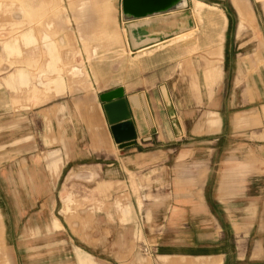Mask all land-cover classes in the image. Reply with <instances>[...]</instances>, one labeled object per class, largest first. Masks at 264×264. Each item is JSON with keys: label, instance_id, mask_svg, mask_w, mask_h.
<instances>
[{"label": "rangeland", "instance_id": "rangeland-1", "mask_svg": "<svg viewBox=\"0 0 264 264\" xmlns=\"http://www.w3.org/2000/svg\"><path fill=\"white\" fill-rule=\"evenodd\" d=\"M202 1L204 10L234 12L230 0ZM250 4L255 28L235 37V13L230 37L244 49L264 47V2ZM67 11L71 17L63 18ZM176 15L193 22L176 28L167 49L143 59L127 45L117 1L0 0L1 101L6 97L9 104L0 109V264H80L71 250L75 244L96 254L97 263L120 264L113 256L127 249L122 237L134 226L136 200L157 204L163 193L171 200L173 187L153 186L152 177L138 183L109 179L79 161L68 165L60 180L59 174L68 143L75 137L76 155H82L92 132L86 127L97 123V116L104 121L102 93L119 84L153 86L179 74L188 79L190 67L206 69L219 42L217 20L196 16L193 0L165 16ZM183 33L191 37H176ZM222 95L227 103L228 94ZM52 159H60V165H50ZM159 213L150 208V219ZM184 220L183 212H167L163 239L195 231ZM139 235L132 240L139 262L158 264L157 252L144 244L142 231Z\"/></svg>", "mask_w": 264, "mask_h": 264}, {"label": "crops", "instance_id": "crops-1", "mask_svg": "<svg viewBox=\"0 0 264 264\" xmlns=\"http://www.w3.org/2000/svg\"><path fill=\"white\" fill-rule=\"evenodd\" d=\"M112 1L119 3V19L131 51L138 53L160 42L161 46L139 58L167 49L165 42L176 28L193 22L186 15L165 16L171 12L125 21L122 0ZM230 2L234 12L215 6V10L202 7L198 11L199 17L217 20L219 34L213 56L202 73L188 65V79L179 74L172 81L153 86L128 88L119 84L109 89H124L137 133L135 144L122 147L116 142L101 95L104 121L100 124L97 116L98 122L86 127L92 132L87 134L85 152L76 155L80 147L75 137L74 143H68L69 155L64 158L59 180L68 165L79 161L105 178L121 181L122 177L138 183L152 177L153 186L165 183L173 187L169 202L165 193L157 204L142 205L136 200L134 210L139 212L131 214L134 226L122 237L127 249L113 256L120 264L124 259L143 264L132 248L135 234L140 236L141 231L144 244L157 252L158 264H264V47L244 49L246 45L230 41L236 15L235 37L255 28L250 0ZM70 14L67 11L62 17L69 18ZM78 17L85 18L86 14ZM180 37L187 39L191 34ZM225 92L227 103L221 96ZM1 94L5 91L0 89V109L1 105L6 109L9 104L6 97L1 101ZM66 103L69 106V101ZM4 157L7 160L6 150ZM25 160L29 161L27 157ZM49 164L57 167L60 159H52ZM150 208L159 215L150 219ZM172 210L183 212L184 222L195 226V231L183 238L163 239L168 232L165 218ZM75 246L71 250L78 263L103 264L97 263L94 258L98 256L90 250ZM104 262L109 264L107 259Z\"/></svg>", "mask_w": 264, "mask_h": 264}, {"label": "water", "instance_id": "water-1", "mask_svg": "<svg viewBox=\"0 0 264 264\" xmlns=\"http://www.w3.org/2000/svg\"><path fill=\"white\" fill-rule=\"evenodd\" d=\"M189 0H122L121 13L125 21L168 13L188 6ZM104 109L114 138L122 147L135 144L137 133L122 87L101 94Z\"/></svg>", "mask_w": 264, "mask_h": 264}, {"label": "bare ground", "instance_id": "bare-ground-1", "mask_svg": "<svg viewBox=\"0 0 264 264\" xmlns=\"http://www.w3.org/2000/svg\"><path fill=\"white\" fill-rule=\"evenodd\" d=\"M193 2H194V12H195V14H196V16H198L199 17V14H198V9H197V5H199L201 8L204 6V4L202 3V2H199L198 0H193ZM199 7V8H200ZM200 12V11H199ZM125 30V33L127 32V30L126 29H124ZM193 32V31H192ZM186 34H188V33H183V34H179V35H177V37L178 36H181L180 38H185L187 35ZM189 34H191V33H189ZM188 34V35H189ZM157 45L156 46H154V47H152V48H156L157 46H161V45H158V44H160V42H158V43H156ZM152 48H150L149 49V47H146V48H142L141 50H139L138 51V54H137V56L138 57H142V56H146V55H149L151 52H153V50H151Z\"/></svg>", "mask_w": 264, "mask_h": 264}]
</instances>
